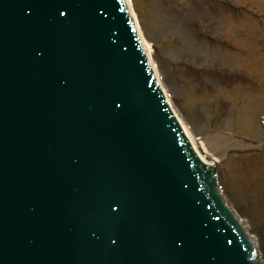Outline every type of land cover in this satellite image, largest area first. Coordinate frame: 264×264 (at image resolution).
<instances>
[{
	"label": "water",
	"instance_id": "obj_1",
	"mask_svg": "<svg viewBox=\"0 0 264 264\" xmlns=\"http://www.w3.org/2000/svg\"><path fill=\"white\" fill-rule=\"evenodd\" d=\"M243 237L123 0H0V264H261Z\"/></svg>",
	"mask_w": 264,
	"mask_h": 264
},
{
	"label": "rangeland",
	"instance_id": "obj_2",
	"mask_svg": "<svg viewBox=\"0 0 264 264\" xmlns=\"http://www.w3.org/2000/svg\"><path fill=\"white\" fill-rule=\"evenodd\" d=\"M219 1L132 4L143 36L158 49L151 46L162 80L195 136L206 137L212 153L220 140L219 158L243 150L220 161V180L264 257V148L243 149L249 147L244 142H264V0Z\"/></svg>",
	"mask_w": 264,
	"mask_h": 264
},
{
	"label": "bare ground",
	"instance_id": "obj_3",
	"mask_svg": "<svg viewBox=\"0 0 264 264\" xmlns=\"http://www.w3.org/2000/svg\"><path fill=\"white\" fill-rule=\"evenodd\" d=\"M127 2H128L129 6H130V8H131V4H132L131 0H127ZM144 41H145V40H144ZM145 42H146V41H145ZM145 44H146V43H145ZM146 45H147V46H146ZM146 45H145V47H146L147 53L149 54V53H150L149 46H148V44H146ZM192 135H193V134H192ZM193 136H194V135H193ZM194 138H195V140H196V142H197L199 148L201 149V151H202V153H203V155H204L206 161H209V162L214 161L215 158H212L210 152L206 151V146H205L206 144H205L201 139L196 138L195 136H194Z\"/></svg>",
	"mask_w": 264,
	"mask_h": 264
}]
</instances>
